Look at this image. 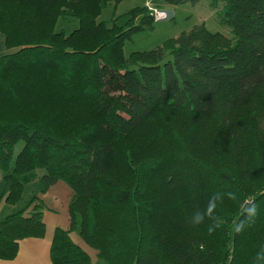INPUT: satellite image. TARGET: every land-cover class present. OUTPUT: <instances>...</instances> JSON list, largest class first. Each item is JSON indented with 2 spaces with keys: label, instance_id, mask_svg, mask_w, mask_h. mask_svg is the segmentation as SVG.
<instances>
[{
  "label": "trees",
  "instance_id": "16d2710c",
  "mask_svg": "<svg viewBox=\"0 0 264 264\" xmlns=\"http://www.w3.org/2000/svg\"><path fill=\"white\" fill-rule=\"evenodd\" d=\"M121 1L0 0L12 50L0 56V201L36 187L0 219V259L44 237L41 194L63 181L69 226L54 231L52 264H92L74 231L108 264H264V0H216L231 36L202 23L129 56L124 43L155 19L144 4L97 20ZM65 16L78 20L69 34L55 29ZM251 197L258 215L237 234ZM210 198L212 217L192 225Z\"/></svg>",
  "mask_w": 264,
  "mask_h": 264
},
{
  "label": "rangeland",
  "instance_id": "374dc122",
  "mask_svg": "<svg viewBox=\"0 0 264 264\" xmlns=\"http://www.w3.org/2000/svg\"><path fill=\"white\" fill-rule=\"evenodd\" d=\"M148 1L152 5L167 10L168 15L171 13L169 19L156 20L153 24L152 30L140 31L135 33L130 40H127L123 46L125 56H129L131 52L151 50L163 44L165 40L171 37L178 36L182 31L192 29L194 26L204 24L210 32H220L224 35L231 36V29L229 26L220 22V14L222 4L216 0H198L197 2H186L179 5H165L163 0H122L118 4L109 2L97 17L98 21L105 22L108 26L111 25L113 16L121 15L135 6H142ZM78 26V20L71 16H65L58 20L56 24V31H61L69 34L73 29ZM23 142L19 141L14 146V157L20 151ZM38 175L43 173V170H36ZM4 172L0 168V190L2 183V176ZM35 185H27L23 192L22 200L14 207L3 203L0 208L2 209V219L8 213L17 211L24 206L29 197L35 193ZM74 238H79L76 231L73 232ZM80 239V238H79ZM81 240V239H80ZM96 252L90 247V254L93 264H108L106 261L97 257Z\"/></svg>",
  "mask_w": 264,
  "mask_h": 264
},
{
  "label": "crops",
  "instance_id": "0c3cea01",
  "mask_svg": "<svg viewBox=\"0 0 264 264\" xmlns=\"http://www.w3.org/2000/svg\"><path fill=\"white\" fill-rule=\"evenodd\" d=\"M5 48L3 38L0 37V56L11 52ZM71 196V190L63 181H57L41 194L42 202L45 205L43 209V221L46 225V232L42 238H25L19 241V249L16 257L12 260L0 259V264H52L49 258L50 245L54 231L57 227L67 229L69 226L68 203ZM0 201V207L3 204ZM0 208V215L2 214ZM2 216V215H1ZM72 239L81 245L89 254L90 247L79 238ZM96 255V252H94Z\"/></svg>",
  "mask_w": 264,
  "mask_h": 264
},
{
  "label": "clouds",
  "instance_id": "9594fccd",
  "mask_svg": "<svg viewBox=\"0 0 264 264\" xmlns=\"http://www.w3.org/2000/svg\"><path fill=\"white\" fill-rule=\"evenodd\" d=\"M215 195V194H214ZM229 196L231 199H236L235 193H229ZM255 197H251L243 204V211L241 215L244 217V219L240 220L235 226H234V232L239 234L241 231L245 229V227H250L252 223H254L255 218L258 215V206L253 203ZM216 208V202L213 198H210L209 203L203 213L197 212L194 214V216L191 218L190 223L192 225H198L203 222L204 217H212L214 211ZM215 227H219V224H216ZM214 231V227H209L208 232L211 234Z\"/></svg>",
  "mask_w": 264,
  "mask_h": 264
},
{
  "label": "built area",
  "instance_id": "2783aa9c",
  "mask_svg": "<svg viewBox=\"0 0 264 264\" xmlns=\"http://www.w3.org/2000/svg\"><path fill=\"white\" fill-rule=\"evenodd\" d=\"M145 5L149 9L150 13L153 15L155 21L156 20H163V19H169L172 15H168L167 10L160 9L154 5H152L150 2L146 1Z\"/></svg>",
  "mask_w": 264,
  "mask_h": 264
}]
</instances>
